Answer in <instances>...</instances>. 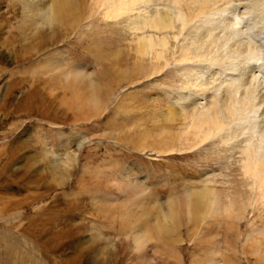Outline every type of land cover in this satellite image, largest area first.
Masks as SVG:
<instances>
[{
  "label": "rangeland",
  "instance_id": "1",
  "mask_svg": "<svg viewBox=\"0 0 264 264\" xmlns=\"http://www.w3.org/2000/svg\"><path fill=\"white\" fill-rule=\"evenodd\" d=\"M53 1L0 0V264H264V197L240 162L259 120L232 126L227 142L174 146L166 131L182 124L168 106H205L224 87L181 88L172 64L137 83L135 51L120 65L110 57L131 40L119 34L127 23L85 9L49 21ZM249 1L231 3L264 62V22ZM75 71L91 76L75 81ZM35 90L52 99L51 112L18 111Z\"/></svg>",
  "mask_w": 264,
  "mask_h": 264
},
{
  "label": "bare ground",
  "instance_id": "2",
  "mask_svg": "<svg viewBox=\"0 0 264 264\" xmlns=\"http://www.w3.org/2000/svg\"><path fill=\"white\" fill-rule=\"evenodd\" d=\"M253 1L254 3L250 0L247 6L252 4L256 7L261 15L260 19L264 22V0ZM83 9L90 16L98 14L103 21L120 20L121 24L127 23L122 25L127 30L123 29L119 34L131 40L127 45L124 44L125 46L122 42H118V48L112 52L115 56L110 57L120 65L121 61L124 62L123 53L126 49L131 48V51H135L136 67L133 66L130 72H126L137 83L146 78L165 75L172 64L177 71L182 72L180 74L181 88L194 86V90L198 92L199 89L224 87L221 97L217 98L216 94H212L209 100L206 99L205 106L197 104L196 107L187 108L189 104L186 101L190 100L185 99L186 104H180L178 98L168 106L166 113L168 119L181 121L182 124H179L177 132L165 129L168 139L174 146H177L179 142L180 146L188 148L216 138L227 142L234 136L235 130L232 126L239 125L245 119H249L250 122L259 120L253 127L258 126L260 129L240 151V162L243 172L254 180L255 189L260 192L261 197H264V79H262L264 72H262V78L260 77L264 62L259 59V50L255 42L252 43L250 39L243 36L242 18L238 12H234L231 0H54L49 6L46 18L49 21L53 19L59 23H65L66 19L73 18V15ZM239 12L244 14L246 10L239 9ZM247 12L249 13L246 14H250L251 10ZM259 13L256 14L259 15ZM253 22H256L254 18ZM57 29L60 32V29ZM106 39L102 42L109 44ZM252 40L255 39L252 38ZM96 50L100 51V48ZM104 58L101 54L100 61L107 68L109 65ZM252 60H256L254 65L251 64ZM204 64L208 65V70H204L207 67L199 69L200 65ZM73 75L75 81L80 78L85 80L91 76L83 71H75ZM124 79L125 77L121 79V82ZM216 79H219L218 85L215 84L218 81ZM88 82L92 84V81ZM81 83L84 84V82ZM38 90L27 94L24 101L17 105L18 111L24 108L29 113L38 111L41 114H47L52 111L50 107L54 105V102L51 101L52 99L38 96ZM180 92H184L183 89ZM180 95L178 96H188L184 93ZM97 104L99 101L95 100L93 105L96 107ZM65 159L72 158L68 155ZM209 205L213 206V201ZM212 209L215 213V207ZM174 215L175 212L172 210L163 213L158 219V226H155L161 230V226L164 225L162 221ZM147 232L154 234L155 229L152 225ZM157 232H161L156 231V235L160 236ZM67 234H70L69 230L60 236L57 233L53 234L52 239L56 241V239L68 237ZM141 239L142 235L137 234L135 243L141 244Z\"/></svg>",
  "mask_w": 264,
  "mask_h": 264
}]
</instances>
